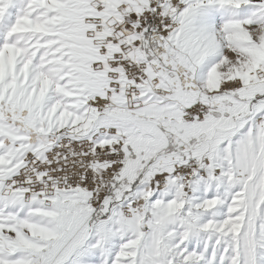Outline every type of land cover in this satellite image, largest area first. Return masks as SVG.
I'll use <instances>...</instances> for the list:
<instances>
[{
    "label": "snow or ice",
    "instance_id": "obj_1",
    "mask_svg": "<svg viewBox=\"0 0 264 264\" xmlns=\"http://www.w3.org/2000/svg\"><path fill=\"white\" fill-rule=\"evenodd\" d=\"M0 264H264V0H0Z\"/></svg>",
    "mask_w": 264,
    "mask_h": 264
}]
</instances>
